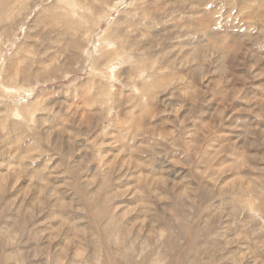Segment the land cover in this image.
Segmentation results:
<instances>
[{
  "label": "rangeland",
  "instance_id": "obj_1",
  "mask_svg": "<svg viewBox=\"0 0 264 264\" xmlns=\"http://www.w3.org/2000/svg\"><path fill=\"white\" fill-rule=\"evenodd\" d=\"M2 3L0 264H264V0Z\"/></svg>",
  "mask_w": 264,
  "mask_h": 264
},
{
  "label": "bare ground",
  "instance_id": "obj_2",
  "mask_svg": "<svg viewBox=\"0 0 264 264\" xmlns=\"http://www.w3.org/2000/svg\"><path fill=\"white\" fill-rule=\"evenodd\" d=\"M1 2H3V0H1L0 3H1ZM2 4L5 5V6L0 5V6L3 8V7H6V4H7V3H5V4L2 3ZM7 5H8V4H7ZM71 7H73V6H71ZM4 9H5V8L1 9L0 11H2V10H4ZM2 13H3V12H2ZM5 13H6V12H5Z\"/></svg>",
  "mask_w": 264,
  "mask_h": 264
}]
</instances>
